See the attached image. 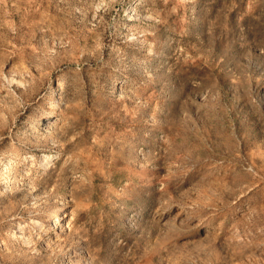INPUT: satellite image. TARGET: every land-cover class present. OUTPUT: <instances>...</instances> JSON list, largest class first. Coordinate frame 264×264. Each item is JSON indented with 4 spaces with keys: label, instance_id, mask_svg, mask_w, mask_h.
Masks as SVG:
<instances>
[{
    "label": "rangeland",
    "instance_id": "374dc122",
    "mask_svg": "<svg viewBox=\"0 0 264 264\" xmlns=\"http://www.w3.org/2000/svg\"><path fill=\"white\" fill-rule=\"evenodd\" d=\"M0 264H264V0H0Z\"/></svg>",
    "mask_w": 264,
    "mask_h": 264
},
{
    "label": "bare ground",
    "instance_id": "6f19581e",
    "mask_svg": "<svg viewBox=\"0 0 264 264\" xmlns=\"http://www.w3.org/2000/svg\"><path fill=\"white\" fill-rule=\"evenodd\" d=\"M47 157H48V156H47ZM47 157H46V156L44 157V161H46ZM54 222H55V221H54ZM54 224H55V223H54Z\"/></svg>",
    "mask_w": 264,
    "mask_h": 264
}]
</instances>
